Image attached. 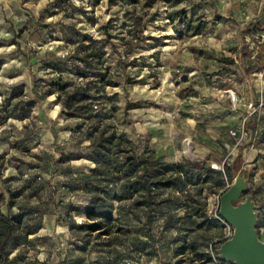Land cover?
Masks as SVG:
<instances>
[{
  "label": "rangeland",
  "instance_id": "1",
  "mask_svg": "<svg viewBox=\"0 0 264 264\" xmlns=\"http://www.w3.org/2000/svg\"><path fill=\"white\" fill-rule=\"evenodd\" d=\"M223 37L231 54L200 49ZM86 86L98 117L67 118ZM239 156L264 242V0H0V203L30 184L43 214L60 207L41 232L42 213L26 218L0 264H221L234 228L220 195ZM132 157L148 158L135 175L151 193L125 189ZM179 170L170 189L152 185ZM99 192L113 202L103 235L84 228L100 212L81 214Z\"/></svg>",
  "mask_w": 264,
  "mask_h": 264
},
{
  "label": "trees",
  "instance_id": "2",
  "mask_svg": "<svg viewBox=\"0 0 264 264\" xmlns=\"http://www.w3.org/2000/svg\"><path fill=\"white\" fill-rule=\"evenodd\" d=\"M94 56V54L89 55ZM100 67H103V63H99ZM103 72L104 77L110 76V73L104 69L101 70ZM101 84L107 85V86H114L113 83L111 82H105V79L102 78L100 80ZM87 86L81 90H78L77 92L73 94H68L67 95V100L64 103V115L69 118V119H85V120H91L94 118H97L98 115L94 114L91 112L89 109L91 106L90 104H85L90 101L89 98V90H87ZM61 91L64 89L60 88ZM113 144L112 139L105 138L103 135L99 138L98 141L94 142V148L98 151L99 158H98V168L100 166H104L106 169V164L109 162V156H110V150L107 148ZM148 158L147 157H142L140 159H136L135 157L129 158L127 162L125 163V167L127 168L126 172V178L124 181V187L128 192H131L132 190H135L136 192H139L140 190L146 191L148 193L152 192V186H151V181L145 177L139 178L137 177L136 171L140 167H145L148 164ZM242 166H243V160L241 156H239L236 161L234 166H225V173L231 178V182H233L234 178L242 172ZM134 176H132L133 174ZM183 174L180 170L175 174L176 176L170 177L168 180L165 181H158L156 183H152V185L156 189L160 188H166L170 189L171 187L174 186L176 179H180V175ZM199 183V182H198ZM140 187L136 189V187ZM135 188V189H134ZM225 190L224 192H226ZM223 192V193H224ZM222 193V194H223ZM221 194V195H222ZM220 195V197H221ZM149 202H143L141 205H146ZM10 206L14 204L13 202V197L10 200ZM113 210V202L110 199L104 198L102 194L95 193L93 198H92V204L91 207L87 209V215L88 219L92 220L94 218V215L97 212H100L102 217L100 220L94 221L92 224L85 225L84 228L89 231L90 233L94 232H99L100 235H103V233H107V230H103V224L105 222H113V217L112 214H107L106 210ZM41 209H36V210H21V212L14 217H5L3 215L0 216V250L3 251L9 244V242L12 240V238L15 235V232L18 231V228L22 225V223L25 221L26 218L29 216L36 217L38 214L41 213ZM218 216L219 211H218ZM40 228V225L38 226ZM29 235V233H27ZM31 234V233H30ZM201 257V256H200ZM209 262H212V259L209 258ZM216 262H222L219 257L216 258Z\"/></svg>",
  "mask_w": 264,
  "mask_h": 264
},
{
  "label": "water",
  "instance_id": "3",
  "mask_svg": "<svg viewBox=\"0 0 264 264\" xmlns=\"http://www.w3.org/2000/svg\"><path fill=\"white\" fill-rule=\"evenodd\" d=\"M249 180L240 172L234 183L220 197V217L234 228L231 239L217 250L225 264H264V242L257 232L258 206L253 195H247ZM246 199L243 200L244 196Z\"/></svg>",
  "mask_w": 264,
  "mask_h": 264
},
{
  "label": "crops",
  "instance_id": "4",
  "mask_svg": "<svg viewBox=\"0 0 264 264\" xmlns=\"http://www.w3.org/2000/svg\"><path fill=\"white\" fill-rule=\"evenodd\" d=\"M237 47H238V42L235 40L234 37L232 38L223 37L221 40L220 39L215 40L214 38H211L210 40H208V43L203 44L200 49H203L205 51H210L215 55H219V54H224V53L231 54V51L234 48L236 49ZM236 52L239 54L240 48L237 49ZM235 93L237 94V92ZM227 99L232 109H236L234 106H232L229 96H227ZM197 111H201V110L197 109ZM190 145H193V144H189V146ZM194 148L196 150L195 146ZM190 152H191V149H188L189 156H190ZM31 184H34V182H31ZM31 187L33 186L32 185L30 186V184H26L25 187H22V188L19 187V190L17 189L9 190L10 194H8L9 195L8 198H5L4 196L5 200L3 199L2 203H0V216L3 215L5 217H14V216H17L21 212V210H36L39 208L42 211L43 210L42 204H44L45 201H48V199L45 200L42 197L38 199L36 195H34L33 197L26 196L25 194L28 191H30ZM13 191H16V192L13 193ZM11 197H13V202H14L12 206H10L9 204ZM56 199L57 197H55V200L53 199L51 200L54 202L56 201V203L54 205V208H53V205H51L52 209L50 212L44 211V214L43 212H41L42 214L39 215L40 228L38 232L43 231L46 228V226H49V222L55 223V221H52L51 218H58L57 214H59L58 210L60 209V207L57 205L59 200L58 199L56 200ZM81 214L82 216L86 215L87 209L85 208Z\"/></svg>",
  "mask_w": 264,
  "mask_h": 264
},
{
  "label": "built area",
  "instance_id": "5",
  "mask_svg": "<svg viewBox=\"0 0 264 264\" xmlns=\"http://www.w3.org/2000/svg\"><path fill=\"white\" fill-rule=\"evenodd\" d=\"M229 99H230L232 105H233L234 107H236L237 102H238V96H237V94H236L235 92H233V91H230V92H229ZM229 133H230V135L233 136V137L237 136V131H235V130H231ZM218 219L221 220L222 222L226 223V221H224L220 216L218 217ZM226 224H227V223H226ZM227 225H228L229 228L231 229L232 226H230L229 224H227ZM233 232H234V231H233ZM230 236H232V234H230ZM220 263H221V264H225V263H222V262H220Z\"/></svg>",
  "mask_w": 264,
  "mask_h": 264
}]
</instances>
